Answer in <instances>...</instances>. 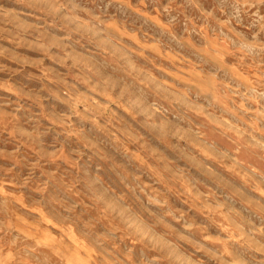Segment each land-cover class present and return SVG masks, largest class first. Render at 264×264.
Returning a JSON list of instances; mask_svg holds the SVG:
<instances>
[{
  "label": "clouds",
  "instance_id": "9594fccd",
  "mask_svg": "<svg viewBox=\"0 0 264 264\" xmlns=\"http://www.w3.org/2000/svg\"><path fill=\"white\" fill-rule=\"evenodd\" d=\"M0 264H264V0H0Z\"/></svg>",
  "mask_w": 264,
  "mask_h": 264
}]
</instances>
